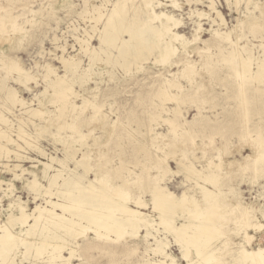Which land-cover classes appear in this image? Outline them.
Segmentation results:
<instances>
[{"label":"rangeland","instance_id":"obj_1","mask_svg":"<svg viewBox=\"0 0 264 264\" xmlns=\"http://www.w3.org/2000/svg\"><path fill=\"white\" fill-rule=\"evenodd\" d=\"M114 1L0 0V79L5 78L9 87L27 103L26 107L16 105L7 109L2 100L4 89L0 86V113L11 124L8 136L21 146V149L16 148L15 143L4 141L19 157L14 153L0 156V179L4 180L0 185V206L6 208L9 198L2 197V192L10 186L13 192L10 198L20 197L28 203L27 211L32 212L36 204L46 206L44 200L57 204L65 199L68 202L62 196L61 177L82 175L79 190L85 193L92 185L102 187L105 180L111 185L121 184L132 197L126 200L128 206L138 208L133 204L135 199L149 205L138 210L153 219L150 233L166 237V251L178 258L179 264H188L181 257L172 233L156 223L159 215L152 209V188L157 183L166 186L175 196L185 191L199 201V208L193 203L189 205L196 214L202 211L217 214L222 243L213 262L231 264L236 243L241 239L236 204L252 210L255 224L245 225V230L249 229L247 232L253 235L250 245L255 248L264 244V141L260 142L264 140V76L247 75L248 69L241 63L235 70L222 57L235 45L242 58L250 55L252 71L257 63H264V0H173L176 6L171 5L172 0H152L150 7L143 6L142 0H133L129 15L134 14L137 21H145L147 39L157 40L152 27L158 28L162 23L171 27L155 42L157 46L150 52L144 51L146 58L141 59L145 61L138 60L128 68L115 60H102L118 56L117 48L98 40L105 15ZM92 7H99L103 13L97 23L89 14ZM150 9L159 16L153 19ZM201 12L203 15H198ZM165 15L171 19H166ZM13 25L19 27V31H14ZM172 30L181 35L174 40L177 51L168 62H159V46L169 40ZM195 30L200 33V39L195 42L196 49L200 50L186 51L181 42L192 39ZM121 35L123 39L129 37L126 32ZM83 45L88 51L83 52ZM92 50L99 52L100 58L104 56L102 61L91 62ZM61 54L79 60L74 71L65 72L58 59ZM13 61L20 69L6 70ZM46 63L55 68L51 74L45 69ZM188 63L193 65L192 74L184 76L183 68ZM23 73L29 75L26 82H22ZM53 76L68 81L69 95L61 97L53 89L50 82ZM168 80L180 89L170 85ZM240 93L244 94L243 102L239 100ZM37 105L44 111L43 115L28 117L25 110ZM167 108L178 111L169 112ZM173 120L179 124H171ZM18 127L28 134L29 144L15 135ZM253 147L263 151L257 162L261 169L238 170L236 163L244 155L252 154ZM217 152L222 155L224 165L213 174L221 178L215 186L203 181L200 184L221 192L206 202L184 165L193 163L198 169L205 168ZM14 164L18 165L14 168V172L20 174L18 177L9 170ZM25 168L38 173L44 189L48 185L46 177L59 170L60 177H56L59 184L50 188L54 194L50 196L31 189L28 181L32 175L25 172ZM162 170L168 171L163 174ZM97 174L101 175L100 179ZM213 201L216 204L210 206ZM55 208L56 212H61L60 207ZM0 217L1 223L3 217ZM245 219L248 221L247 216ZM82 224L86 222L83 220ZM145 232L141 227L140 234ZM92 235L88 233L78 239L80 257L73 258L72 264H137L148 257L147 254L153 257L152 251H147L145 256L142 253L145 243L150 248L155 243L152 235L146 242L131 237L116 242L98 241ZM14 253L15 261L29 264L31 256L23 245L17 246ZM63 254L68 255L65 251ZM190 257H195L193 249Z\"/></svg>","mask_w":264,"mask_h":264},{"label":"bare ground","instance_id":"obj_2","mask_svg":"<svg viewBox=\"0 0 264 264\" xmlns=\"http://www.w3.org/2000/svg\"><path fill=\"white\" fill-rule=\"evenodd\" d=\"M132 2L133 0H115L112 4L111 9L105 15L103 27L102 29H100L101 31L98 40H100L101 44H106L107 46L117 48L118 56L113 59L111 58L102 59L104 56L100 58L101 57L100 53L92 50L93 52L90 53L89 55L91 62H95L101 59L104 61L115 60L116 63H119L120 65H123L126 68H128V66L131 63H138V60L139 61L144 60L141 59L145 57L144 51L147 50L148 52H150L154 46H157L155 42L161 39V37L170 30L171 26L169 27L167 24L162 23V26L158 28L152 27L153 30L152 33L156 35L157 40L154 42V40H152L153 38L147 39L144 35L146 29L144 28L145 21L144 22L137 21L134 18V14L133 16L129 15V9L133 6ZM151 2L152 0H142L143 6H149ZM174 2L172 0L171 5L176 6ZM150 11H152L151 17H153V19L154 17L159 16L158 14L155 13V11L151 9ZM89 14L91 15V18H93L96 21V23L99 22L101 20L100 18L103 16V13L99 7H92V11L89 12ZM198 15L201 16L203 15V13L202 12L198 13ZM165 17L166 19H171L170 16L168 15H165ZM151 19L152 18H150V20ZM171 25H172V21H171ZM176 26L177 25H175V27ZM13 30L19 31V27L13 25ZM125 32L129 34L128 39H123L121 35L122 33ZM199 34L200 33H198V31L195 30L192 39L182 40L181 42L182 47L186 51L189 49L195 50L197 46L195 42L198 39H200ZM180 37L181 35L177 34V32L174 33L172 30L171 36H169V40L168 41L166 40L163 46H159V62H168L170 57H172V55L176 53L175 50L177 48L176 49L174 48L175 46L174 40H177ZM202 42L205 41L202 40ZM191 46L193 47L191 48ZM83 48H84L83 52L87 50L86 45H83ZM199 50L200 49H198L197 51ZM102 51L104 50L101 49V52ZM226 53L227 54H225L222 57V60L232 64L233 69L236 70L237 66L241 63L242 66L248 69L247 75H250L252 77L264 76L263 73L264 63L262 62L257 63L255 71H252L250 68L251 62H249L251 61L250 55H248L247 58L243 57L244 58L243 59L238 54L235 45H233V47L230 50H228V52ZM147 54L150 55V53ZM58 59L60 60V63L62 64V67L65 70V72L74 71L77 65L79 64V60H76L75 56L65 57L64 54H61L58 57ZM134 65L138 66L137 64ZM139 65L141 66V64ZM6 68H7L6 70L15 69L17 71L20 69L15 62L14 64H8ZM45 69L47 73L51 74L55 68L52 69L51 65L49 63H46ZM192 70H193V65H191L190 63L186 64L185 67L183 68V75L185 76L192 74ZM243 71L244 70H242V72ZM21 75H22L21 76L22 82L28 81L29 75L27 73L26 74L23 73ZM4 79L5 78L0 79V86L2 89H4V95L2 97V100L4 104H6L7 109L14 107L16 105H19L21 107H26L27 103L25 102V100L19 98L17 96L16 91L14 89H11V87H9V85L6 83ZM168 81L170 85L180 89L179 85L172 82V80H168ZM50 82L52 84L53 89L57 90L61 97H65L66 95H69L70 93L69 91H71V89L66 79H62L58 76L57 77L55 76L54 78L50 79ZM243 98H244V94L240 93L239 100H242L243 102ZM37 106L25 110L26 113L28 114V117L30 118L39 117L43 115L44 111L39 106L38 107ZM93 107L95 108V106ZM171 110H173L174 112L178 111L177 108H171V109L167 108V111L171 112ZM21 122L23 121L21 120ZM174 123L179 124L177 120L176 121L173 120L171 122V124ZM0 124H2L0 125V156L5 155V157H8L10 153H14L15 157H19L18 152L9 149L4 143V141L13 142L15 143L16 148L21 149V146L18 143V141L12 139L11 136H8L7 129H10L9 126L11 124L9 123L8 118L4 116L2 113H0ZM14 131H16L15 135H17V138L21 139L23 143L25 144L30 143L29 136L24 130L18 127V129ZM92 139L95 140L94 137ZM263 141L264 140H261L260 142ZM262 152L263 151H260V148L257 150L256 148L253 147L252 154L244 155L240 160V162L236 161L237 169L244 170L248 167L249 169L252 170L253 169L260 170L261 168L257 167V162L262 157L263 155ZM192 164L193 163L185 164L184 167L186 168V171L190 172L188 174L193 175L192 178L196 180L195 182L202 192L203 200L207 202V199H209V197H212L215 194H220L221 190L210 189L207 186L200 184V181L207 183L209 182V184L212 183L215 186V184L218 182V180L221 177L218 178L219 174L216 173L213 174V172L220 171L222 169V166L224 165V160L222 158V155L221 154L219 155L217 152V155H215V159H211L209 161V165L205 168L203 166L201 169H198ZM4 166L7 167L8 165L4 163ZM15 167L17 168L18 165L14 164L13 169H9V170L13 172L14 177H18L20 174H16L14 172ZM23 170L25 172L27 171L28 174L32 175L31 176L32 178L30 179V181H28L31 189H33L34 191H42L44 193H48L50 196L54 194L52 193L50 188L54 185L59 184L57 183V179H56V177L58 176L60 177L59 170L57 171V174H53L48 177L44 175V177L48 179V185L46 186L45 189L38 180L39 178L37 172L28 168H25ZM167 171L168 170L166 171L162 170L163 174H165ZM211 172L212 174H209ZM98 175L99 174H97V176ZM81 176L82 175L73 176L69 178L61 177L62 183L59 185L62 187L61 189L62 196L67 198L68 202H66L65 199L63 203L57 204L56 202H52L50 199L44 200L46 206H41L40 205L41 203L39 205L36 204L32 212L27 211L26 204L28 203L23 202L20 199V197L10 198L11 193H13L11 190L12 186L7 187V189H5L2 192L3 194L2 197L9 198L8 199L9 202L6 208H3V206L1 208L0 206V216L3 217V220L0 223V228H1L0 230H2L1 231L2 233H0V257H1L0 264H21V262L15 261L16 253H14V249L19 245H23L24 249H26V252L30 254L31 257L28 258L30 259L29 264H72L71 260L73 258L80 257V255L78 254V248H79L78 239L85 237L86 235H88V233H92L93 234L92 238L98 241L116 242L117 240L122 238L126 239V237L137 238L136 240H141L142 242L148 241L147 238L150 237V235H152L149 231V227H152L151 221L153 219L148 218L147 216L149 215L138 210V208H141L142 206L143 207L149 206L144 203L146 201L135 199L133 204H135L136 207L138 208H132L128 206L126 200L130 197L129 190L124 186H122L121 184L119 185L117 184L116 186L111 185L106 180L104 181L105 185H103L102 187H96V185H92L90 186L89 190L86 189L88 191L85 193L79 190V182H80L79 180L82 178ZM100 176L101 175H99L98 179H100ZM95 179L99 181L97 177ZM3 181L4 180L0 179V185L2 184ZM75 190L77 192H75ZM113 192H116L115 193L116 196H114L115 194ZM152 198H153L152 209L157 210V213L159 215L158 218L159 221L156 223H158V226L161 225L163 226L164 229L172 233L175 242L179 244V249L181 250V257H184L188 262V264H223V263L213 262L217 257V252L221 249L220 245L222 243L221 240L222 233L219 231V228L217 227L218 226V219L216 217L217 214L209 213L207 211H202L196 214L194 210L192 211L189 208V205L190 203L197 205L199 204L198 203L199 201L197 202L196 199H194L192 196L187 195L185 191L182 192L181 196H175V194L172 191H170L166 186H162L157 183L152 188ZM213 202L214 203H209V205L211 204L210 206H213L216 204L215 201ZM56 206L60 207L61 209L60 213L56 212L57 211V209L55 208ZM197 206H198L197 208H199L200 205ZM248 206L254 207L251 204H248ZM262 206H264V203ZM246 207H247L246 205H242L240 203L236 204L235 207L237 212L236 221L237 223L239 222L238 228L241 234L240 235L241 239L236 243V247L233 255L231 256L230 263L231 264H264V244L260 245L258 243L259 245L254 248L249 243V239H251L253 235L249 234L247 232L249 229L246 231L245 228L249 223L255 224V222L252 221L253 220L252 210L249 211L248 208ZM215 208L212 207V209ZM65 212H68V215ZM246 216L248 217V221L247 219H245ZM83 220L86 222L85 225L82 224ZM258 222L256 224L257 228L260 227L258 225ZM260 225H262V223H260ZM141 227H144L146 229L145 233L140 234ZM152 237L155 241L153 245L151 244L152 248H150L145 243V246L143 248L144 251L142 253H144L143 256H145L147 251H152L153 257H149V255L147 254L146 256L148 257H146L143 260H140L139 262H137V264H179L178 258H176L172 253H170V251L169 253L166 251V248L168 246L167 244L168 241L166 237H158V235L157 236L152 235ZM248 246L249 248H247ZM191 249H193L195 254V257L193 258L190 257ZM64 251L68 254L67 256L63 254ZM45 254L46 256H44ZM155 255L158 258H156Z\"/></svg>","mask_w":264,"mask_h":264}]
</instances>
